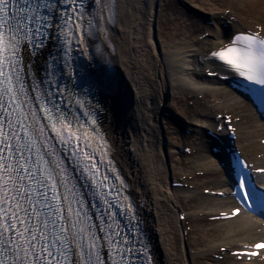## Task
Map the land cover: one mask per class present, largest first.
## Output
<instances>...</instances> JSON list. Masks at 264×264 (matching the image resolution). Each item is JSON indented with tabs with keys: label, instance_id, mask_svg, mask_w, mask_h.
<instances>
[{
	"label": "snow or ice",
	"instance_id": "1",
	"mask_svg": "<svg viewBox=\"0 0 264 264\" xmlns=\"http://www.w3.org/2000/svg\"><path fill=\"white\" fill-rule=\"evenodd\" d=\"M122 8L126 0H0V264H152L100 119L122 105L121 86L89 53ZM211 55L256 86L264 107V36L238 34ZM241 190L264 217V192L252 200L243 174Z\"/></svg>",
	"mask_w": 264,
	"mask_h": 264
},
{
	"label": "bare ground",
	"instance_id": "2",
	"mask_svg": "<svg viewBox=\"0 0 264 264\" xmlns=\"http://www.w3.org/2000/svg\"><path fill=\"white\" fill-rule=\"evenodd\" d=\"M176 1L146 0L145 5L144 0H126L128 8L121 9L111 29V44L101 45V66L108 72L111 69L123 94L122 105L107 114L116 155L148 221L159 264H204V260L264 264L259 260L233 262L230 252L257 242L262 233L244 215L211 220L225 211L230 198L196 192L221 190L231 184L207 150L209 137L204 130L214 128L216 133L217 124L225 120L224 116L216 120L218 114L231 115L230 124L237 132L235 145L257 167H263L264 128L246 101L217 78L206 80V72L218 67L213 51L236 32L261 24L264 0H179L195 16L185 8L180 10ZM205 33L207 36L200 37ZM168 89L172 103L165 102ZM168 117L178 119L177 124L173 126ZM181 118L188 121L190 133L181 129ZM219 135L223 142L227 140L225 134ZM180 146L190 147L192 153H181ZM257 154H262L261 159ZM198 170L203 174L197 176ZM261 178L264 182V175ZM177 181L195 188L173 186ZM181 213L192 226L187 234L186 220L179 219ZM217 254L223 256L222 261L215 259Z\"/></svg>",
	"mask_w": 264,
	"mask_h": 264
},
{
	"label": "rangeland",
	"instance_id": "3",
	"mask_svg": "<svg viewBox=\"0 0 264 264\" xmlns=\"http://www.w3.org/2000/svg\"><path fill=\"white\" fill-rule=\"evenodd\" d=\"M175 1H176V0H175ZM176 3L178 4L177 6H178V8H179L180 10H181V9L184 10L183 8H185V7H184L183 4H181L182 1L177 0ZM183 3L186 4V2H184V1H183ZM185 9H186V13H187V14H189L190 16H191V15H192V16L194 15V13H192L191 11H189L190 9H188V8H185ZM194 16H195V15H194ZM199 19H201V18H199ZM202 20H203V19H202ZM261 21L264 23V20H261ZM203 73H205V72H203ZM206 80H208V79H206ZM200 98H202V95H200ZM172 102H173V101H171L170 103H172ZM163 103H164V102H163ZM189 104H190V105H193V104H194L193 100H190V101H189ZM226 111H227V110H226ZM226 111H225V112H226ZM168 115H169V114H168ZM168 120H170V121L172 122L173 126L176 125L177 122H178V119L174 121V120H172V119L169 118V117H168ZM179 120H180V119H179ZM181 120L183 121V125H182L181 129L184 130L185 128H187V125H186V124H187L188 121H186L185 119H182V118H181ZM163 122H164V120H161L162 125H163ZM158 125L160 126V122H158ZM165 125H166V124L164 123L163 126H165ZM187 129H189V128H187ZM189 130H190V129H189ZM190 131H191V130H190ZM165 138H166V137H165ZM165 147L167 148V147H170V146H167V144L165 143ZM178 148L180 149L181 152H184V148H183V147L180 146V147H178ZM171 149L174 150V151H176V150H177V146H173V147H171ZM261 155H262V154H257L256 156H257V158H260ZM188 158H189L190 160H193V159H194L193 157H188ZM190 160H188V161H190ZM167 163L169 164V162H167ZM169 165H170V164H169ZM202 173H203V171H201V170L196 171V174H197L198 176L202 175ZM186 185H189V184L186 183ZM193 187H194V184H191V185H190V188H193ZM202 187H203V186H202ZM205 190H206V189H205ZM196 192H197V193H200V194L203 193L201 190H197V189H196ZM189 222H190V220L185 221V224L187 225V230H188L189 228L192 227L191 225H188ZM186 239H187V238H186ZM194 251H195V250H194ZM203 263L210 264L211 262H210V261H206V260H204Z\"/></svg>",
	"mask_w": 264,
	"mask_h": 264
},
{
	"label": "water",
	"instance_id": "4",
	"mask_svg": "<svg viewBox=\"0 0 264 264\" xmlns=\"http://www.w3.org/2000/svg\"><path fill=\"white\" fill-rule=\"evenodd\" d=\"M170 98V92L168 91L167 94H166V101H168Z\"/></svg>",
	"mask_w": 264,
	"mask_h": 264
}]
</instances>
